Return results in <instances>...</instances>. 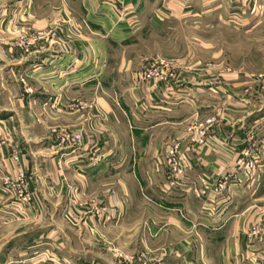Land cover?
Wrapping results in <instances>:
<instances>
[{"label": "crops", "instance_id": "0c3cea01", "mask_svg": "<svg viewBox=\"0 0 264 264\" xmlns=\"http://www.w3.org/2000/svg\"><path fill=\"white\" fill-rule=\"evenodd\" d=\"M172 4L0 0V224L9 231L0 264H131L140 254L134 264H264V238L247 236L264 225V148L255 174L222 195L190 190L233 171L238 151L264 137L258 85L184 74L138 87L124 77L138 56L116 52L130 51L143 22L169 18L146 8ZM24 30L39 35L28 52L14 45ZM210 115L216 135L194 151L185 127ZM63 132L84 142L64 143ZM178 138L193 151L191 169L166 190ZM5 183L27 185L31 201Z\"/></svg>", "mask_w": 264, "mask_h": 264}, {"label": "rangeland", "instance_id": "374dc122", "mask_svg": "<svg viewBox=\"0 0 264 264\" xmlns=\"http://www.w3.org/2000/svg\"><path fill=\"white\" fill-rule=\"evenodd\" d=\"M172 2V7L166 8L168 13L163 11L165 8H146L143 14L145 17L155 14L161 17L167 15L169 18L152 28L149 25L154 24L143 22L144 28L135 42L129 46L130 51L116 52L118 56H138L136 67L126 70L124 77L130 80L134 78L138 87L149 84L158 87L160 84L170 85L171 82L180 80L184 74L193 79L209 76L208 78L222 82L224 80L236 83L254 82L264 94L262 83L264 0H172ZM24 32L14 40V45L18 50L28 52L35 46L39 35L35 32ZM158 59H166L173 64L172 74L163 83L145 80L144 73ZM25 80L26 76L22 81ZM215 116L192 119L185 127L186 136L192 139L188 128L196 120L215 118L219 126L220 120ZM175 142L181 145L179 138L170 144ZM69 143L72 145L73 142ZM14 184L5 183L3 190L7 191L8 185L12 187ZM30 201L29 199L28 202ZM4 226L5 224H0V257L6 249L3 245L4 235L9 232Z\"/></svg>", "mask_w": 264, "mask_h": 264}, {"label": "built area", "instance_id": "2783aa9c", "mask_svg": "<svg viewBox=\"0 0 264 264\" xmlns=\"http://www.w3.org/2000/svg\"><path fill=\"white\" fill-rule=\"evenodd\" d=\"M173 64L166 59H158L154 61L150 69H147L143 75L145 80L158 81V83L166 82L168 77L172 74ZM263 86H264V82ZM218 121L215 118H210L205 121H194L188 128L189 133L192 135V141L195 144V150L207 146L210 139L216 135V127ZM61 141L64 143L73 142L72 145H81L83 142L82 135H75L70 137L67 132H63ZM264 148V137H257L249 140V145L238 151L234 170L223 173L218 178L203 175L198 183H193L190 190L196 197L203 199L211 196L222 195L232 183L241 182L243 178L252 177L258 167L261 151ZM190 152L192 149H183L179 142L172 144L165 156V165L167 168L166 174V190L175 189L185 182L188 172L191 169ZM14 184V183H12ZM17 186V187H15ZM14 189H11V188ZM7 187V193L16 194L23 203H28L30 197L26 192V187L22 184H14V186ZM26 192V193H25ZM247 236L253 239L264 238V225L261 223L253 224L247 231ZM146 259V254L138 257H127L126 260L134 264L137 260Z\"/></svg>", "mask_w": 264, "mask_h": 264}]
</instances>
